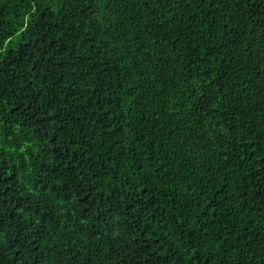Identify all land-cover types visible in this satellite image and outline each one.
<instances>
[{
  "label": "trees",
  "instance_id": "obj_1",
  "mask_svg": "<svg viewBox=\"0 0 264 264\" xmlns=\"http://www.w3.org/2000/svg\"><path fill=\"white\" fill-rule=\"evenodd\" d=\"M0 264H264V0H0Z\"/></svg>",
  "mask_w": 264,
  "mask_h": 264
}]
</instances>
